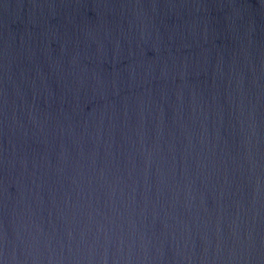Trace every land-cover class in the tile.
I'll return each mask as SVG.
<instances>
[{
	"label": "water",
	"instance_id": "1",
	"mask_svg": "<svg viewBox=\"0 0 264 264\" xmlns=\"http://www.w3.org/2000/svg\"><path fill=\"white\" fill-rule=\"evenodd\" d=\"M0 264H264V0H0Z\"/></svg>",
	"mask_w": 264,
	"mask_h": 264
}]
</instances>
